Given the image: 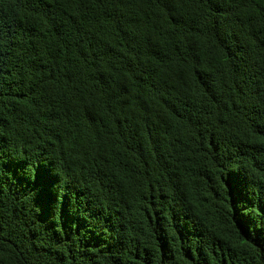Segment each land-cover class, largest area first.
<instances>
[{
	"label": "trees",
	"instance_id": "obj_1",
	"mask_svg": "<svg viewBox=\"0 0 264 264\" xmlns=\"http://www.w3.org/2000/svg\"><path fill=\"white\" fill-rule=\"evenodd\" d=\"M0 264H264V0H0Z\"/></svg>",
	"mask_w": 264,
	"mask_h": 264
}]
</instances>
